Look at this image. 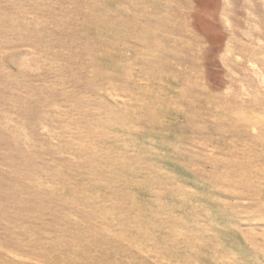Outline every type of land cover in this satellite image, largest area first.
Returning <instances> with one entry per match:
<instances>
[{
    "label": "rangeland",
    "instance_id": "1",
    "mask_svg": "<svg viewBox=\"0 0 264 264\" xmlns=\"http://www.w3.org/2000/svg\"><path fill=\"white\" fill-rule=\"evenodd\" d=\"M0 264H264V0H0Z\"/></svg>",
    "mask_w": 264,
    "mask_h": 264
}]
</instances>
